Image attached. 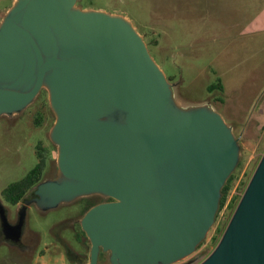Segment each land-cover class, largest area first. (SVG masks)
<instances>
[{"label": "water", "instance_id": "water-1", "mask_svg": "<svg viewBox=\"0 0 264 264\" xmlns=\"http://www.w3.org/2000/svg\"><path fill=\"white\" fill-rule=\"evenodd\" d=\"M78 1L13 0L3 13L0 118L47 94L55 174L37 185V210L111 200L78 219L88 264L100 252L109 264H177L214 225L239 140L209 103L177 99L126 17ZM185 264H264V152L212 252Z\"/></svg>", "mask_w": 264, "mask_h": 264}, {"label": "rangeland", "instance_id": "rangeland-1", "mask_svg": "<svg viewBox=\"0 0 264 264\" xmlns=\"http://www.w3.org/2000/svg\"><path fill=\"white\" fill-rule=\"evenodd\" d=\"M12 2L0 0V20ZM77 5L126 17L176 86L177 99L185 105L209 103L232 127L240 156L232 172L230 197L239 200L241 185L248 182L264 152V0H79ZM219 80L222 96L209 93L207 88ZM40 94L18 116L0 118V200L5 206L1 191L34 167L36 146L43 155L52 149L47 137L53 119L47 94ZM218 97L222 104L214 101ZM82 206L76 201L46 212L30 207L26 230L38 238L32 255H16L0 245V264H27L32 259L35 264H76L71 258L75 253L88 264L89 243L75 239L76 233L80 235ZM229 214L228 209L220 212L187 261L212 252L216 230L228 223ZM66 251L71 253L69 259ZM97 264H107L106 257Z\"/></svg>", "mask_w": 264, "mask_h": 264}, {"label": "flooded vegetation", "instance_id": "flooded-vegetation-1", "mask_svg": "<svg viewBox=\"0 0 264 264\" xmlns=\"http://www.w3.org/2000/svg\"><path fill=\"white\" fill-rule=\"evenodd\" d=\"M40 93H42V91ZM40 93L36 97L35 101L38 99L39 95H41ZM35 101H34V103H36ZM44 104L41 103V108L43 110H45ZM50 114H51L50 117H53L51 112H50ZM53 121H54V119H53ZM48 142L50 143L51 148H52L51 151L48 152V155H43V153L40 151L39 146H36V152L35 153H36V157H37V163L39 161L44 162V167H43L42 173L40 174L39 172H34L31 176H28V173L31 170H33L34 167L36 166V164H37L36 163L34 165V167L31 170H29V172L24 177L17 180V181H20V180L25 179V182H26L25 185L29 184L30 182L34 183L29 188H27V190L25 188H22V190L25 189V193L23 194L21 199L17 202V204H15V205L8 204L3 199L2 191H1V198L4 201V203L7 204V206H5L0 200V208L3 210V212L0 213V245L7 246L8 248H10L11 252L13 251L14 254L20 255L23 257H28L29 255L31 256L33 251H34L35 245H37V242H38L37 236L34 233L28 232L26 230V211L30 207H32L36 211L39 212V210H37L33 204V200L37 198V196L35 195L36 187L41 182L52 179L54 177V174H55L56 147L53 144H51L49 139H48ZM53 154L55 156H53ZM24 187H26V186H24ZM86 200H91V202L93 203L92 204L93 206L96 204H99V203L111 201L110 199H104V198H101L99 196L82 198V199H78L76 201L82 203V205L84 207L86 205V202H85ZM76 201H74V202H76ZM9 207H11V208H9ZM99 255H100V253H99ZM105 255H106L105 257L108 261V254L105 253ZM202 257H203V259L205 258L204 254ZM71 258H73V260L76 264H81V260L79 259L80 257H78L76 253L74 255H72ZM98 261H99V257H98ZM186 262H187V259L184 261H181L177 264H185ZM107 264H109V262Z\"/></svg>", "mask_w": 264, "mask_h": 264}, {"label": "trees", "instance_id": "trees-1", "mask_svg": "<svg viewBox=\"0 0 264 264\" xmlns=\"http://www.w3.org/2000/svg\"><path fill=\"white\" fill-rule=\"evenodd\" d=\"M207 90H208L209 93H212L213 91H217V92L220 93V96H222L223 91H224V87H223V84L221 83V81L219 80L216 84H213V85L209 86L207 88ZM42 92H44V91H42ZM214 101H216V102H218L220 104L223 103V99L221 97H218V98L214 99ZM47 107H48V104H47ZM48 109H49V107H48ZM49 111H50V109H49ZM52 119H54V118L52 117ZM43 167H44V162L43 161H39L36 164V166L34 167V169L31 170L28 173V176H31L34 172H39L41 174L42 171H43ZM249 180H250V178H249ZM249 180H248V182H249ZM248 182L247 183L245 182V183H243L241 185V187H240V194L241 195L243 194V192H244V190H245ZM232 183H233V174H231L229 176V178L227 179V181L225 182V184H224V186H223V188L221 190V199H220L218 211H217V214H216V217H215V222L218 220L219 214H220L221 211H223V209H228V211L230 212V214H229V220H230V218H231V216H232V214H233V212H234V210H235V208H236V206L238 204V201H239L238 198L235 199L234 197H230ZM25 184H26L25 179L9 184L7 187H5L2 190V197H3V199L8 204H10V205L17 204V202L21 199V197L25 193V189L27 190V188H29L34 183L30 182L27 185H25ZM24 186H26V187H24ZM22 188H25V189L22 190ZM229 197H230V199H229ZM228 199H229V201H228ZM85 202H86V205L84 207L82 206V210H81L80 217L90 207L93 206L92 205L93 203L91 202V200H86ZM226 225H227V223H225L224 226H221V228L219 230L218 229L216 230V231H218V234H217L216 237H214V240H213V243H214L215 246L218 243V241H219V239H220V237H221V235H222V233H223ZM79 232H80V235H77V233L75 234L76 241H78L79 243H81L83 240H85L86 242H88L87 239H86V237H85V235H84V233L81 231L80 227H79ZM201 245H202V243L197 247V249ZM66 256L69 259V257L71 256V253H69V251H66ZM105 256H106L105 253L100 252L99 259H104ZM107 263H108V261H107ZM71 264H74V263H71Z\"/></svg>", "mask_w": 264, "mask_h": 264}, {"label": "crops", "instance_id": "crops-1", "mask_svg": "<svg viewBox=\"0 0 264 264\" xmlns=\"http://www.w3.org/2000/svg\"><path fill=\"white\" fill-rule=\"evenodd\" d=\"M36 262L35 261H33V259H32V261L31 260H29V262L27 263V264H35ZM37 264H39V263H37Z\"/></svg>", "mask_w": 264, "mask_h": 264}]
</instances>
